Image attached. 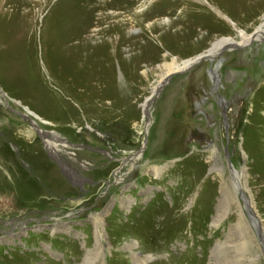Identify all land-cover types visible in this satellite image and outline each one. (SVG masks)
<instances>
[{
  "label": "rangeland",
  "instance_id": "1",
  "mask_svg": "<svg viewBox=\"0 0 264 264\" xmlns=\"http://www.w3.org/2000/svg\"><path fill=\"white\" fill-rule=\"evenodd\" d=\"M140 1L96 11L95 0H0V14L19 6V18L35 21L38 49L24 75L53 105L48 114L31 106L0 76L9 155L0 154V186L23 177L37 188L23 198L0 191V264H264V34L241 45L264 25V0L243 20L221 0ZM75 2L90 10L77 20L90 29L74 42L88 49L70 59L61 37L62 56L45 57L43 22L73 19L58 11ZM222 38L233 44L173 70L174 59L206 55ZM37 128L59 145L58 154L44 147L42 172ZM22 215L27 234L14 245L10 223Z\"/></svg>",
  "mask_w": 264,
  "mask_h": 264
},
{
  "label": "bare ground",
  "instance_id": "2",
  "mask_svg": "<svg viewBox=\"0 0 264 264\" xmlns=\"http://www.w3.org/2000/svg\"><path fill=\"white\" fill-rule=\"evenodd\" d=\"M95 1L98 2L96 11L105 10L108 7V5L105 4L107 3L108 0H105V2H103L102 0H95ZM134 1L135 0H132L131 2L127 0H112V2L109 4L114 5V8L116 9H120L115 5H127V4L129 6L135 5V3H137L138 1L137 2ZM221 1L224 8L230 10L227 11L228 14H230L234 18L241 20L254 16L255 14L249 13L251 9V5L259 2L258 0H221ZM144 4L145 1L141 0L139 7H142ZM2 9H4V6L2 7ZM19 9H20L19 6H13V10L10 13H5L6 11L4 9L3 11H1L0 14V21H1L0 35L4 37V40L0 41V47H3L1 45H4L13 50V51L11 50L13 54H9V53L7 54V50L0 53V61L2 62V68H0V76L2 78L3 84L9 86L10 83L11 87H14L16 89V93H18L22 97L24 96V94L26 95V100L31 104V106L33 105L36 108H39L41 109V111H44L45 113L48 114L52 111L53 105L51 104L50 100L47 98L45 91H44V97H39V93L36 89L28 88V81L26 79L27 76L24 75L25 63L28 62L29 65L30 63L32 64L35 60V55L38 49V45L35 43V34L37 28L35 21L30 19V13H25L22 18L18 17ZM220 10L222 11V9ZM82 12L85 13L87 18L90 10L85 8L82 9L81 11V9L77 6V3L75 2L72 5H70L67 9L65 10L60 9L58 11L60 16L68 14L71 17H73V19L65 20V19L47 18L43 22L40 31V44L42 46L40 49L45 57L59 59L62 56V51L60 47V38L63 37L68 42L70 59H74L78 61L81 58L83 52L88 49V46L86 44L75 45L74 42L79 41L81 39L82 34L87 33V31L90 29V25H88L86 19L85 20L83 19L81 23H77V20L81 17ZM226 20H228L230 23H233L232 21H230V19H226ZM262 27H264L263 24L260 27H258L257 30L254 31L252 34L244 35L245 39L242 41L241 45L244 46L249 41H252L251 43H254L255 40L257 39L258 41H261L262 39L260 38L263 36H260V34H264V32L261 30ZM192 36H194L193 33ZM228 44L229 45L233 44L230 41V39L228 38L219 39L213 44L212 48L208 50V53L206 55H200V56L198 55V57L195 58L192 57V59H188L184 61L182 65H180L178 61H176V59H174V63H177V65L173 68V70H178L179 72L180 70L184 71L186 69H190L194 64H196L198 61L204 58H210V56L211 57L217 56L218 54L221 53V51H223L224 47L229 46ZM99 47L107 49V46L104 44L103 46L101 44ZM97 55L98 54L90 56L87 63L89 65L91 64L96 65L95 59ZM55 69L58 71V66H56ZM72 69L75 72L73 67ZM104 76L105 79H107V81H108V77H112L111 73L107 69L104 70ZM94 83L95 80L93 81V84ZM40 106L42 108H40ZM25 111L36 121L35 123H37L39 126H40L39 122H41L44 125L51 126L50 122L45 121L29 108L25 107ZM42 130H43L42 128H37V133L41 135L43 139V144H44L43 148H40L37 145L33 146L32 148L33 153L36 152L38 154H41L38 157L39 162L36 161V163L40 165L39 166L40 168L38 167L39 172H42L43 165L47 164L46 163L47 158L43 154L44 147L53 154H58V148H59V145L55 142L56 139L48 135L47 132L46 134H43L41 132ZM54 132L58 134V132L56 131ZM19 134H21L20 136H24L26 138L33 137L28 130L21 131L19 132ZM6 152H7V146H2L0 148V154H2L5 159L9 157V155H7ZM33 153L30 154V157L33 155ZM139 157H141L140 154L135 156L136 159H139ZM36 190L37 188L35 182L25 180L23 177H21L14 186H9V185L0 186V191L4 195L14 196L15 198L27 197L30 193H34ZM251 209L252 211H257L254 207H251ZM97 215L98 217L99 216L101 217V214L98 213ZM67 216L68 215H66L65 217ZM28 218L29 217L22 215V217L17 216L11 220L10 224L14 228L13 229L14 245H16V241L18 239H20L21 237L27 234L29 222H27L26 220ZM52 218L53 217H51V219ZM59 219H61V217L56 216L53 218V220L56 221V224H53L52 227V231L54 232L55 231L57 232L59 227L63 225V223H60L59 225L57 224L60 222ZM98 223H96V221L94 222V227L96 228V232H97ZM19 228L21 232L18 231ZM70 230L72 231L71 228ZM70 230L67 231L69 235L71 233ZM87 251H88L87 254H89V250Z\"/></svg>",
  "mask_w": 264,
  "mask_h": 264
}]
</instances>
